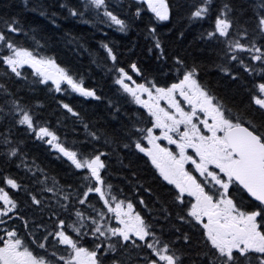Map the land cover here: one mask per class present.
Here are the masks:
<instances>
[{
  "label": "snow or ice",
  "instance_id": "6c2138e0",
  "mask_svg": "<svg viewBox=\"0 0 264 264\" xmlns=\"http://www.w3.org/2000/svg\"><path fill=\"white\" fill-rule=\"evenodd\" d=\"M58 7L99 30L114 26L126 33L131 27L110 0H75ZM131 7L132 22L147 13L154 17L146 25L153 42L148 52L167 66V78L161 81L152 74L159 68H142L135 61L116 67L114 47L101 43L113 64L114 84L140 106L111 139L91 130L80 112L57 99L85 131V138L71 145L67 133L61 139L37 111L43 104L36 91L101 97L49 54L35 30L31 36L24 33L29 46L9 38L23 31L15 19L0 30V65L23 82V89L15 91L0 84V264H264V11L248 28L230 17L232 9L224 4L201 35L220 45L215 67L236 94L246 97L237 104L201 80V64L179 55L169 58L157 35V24L170 20L167 0H135ZM211 16L212 0L190 6L189 20ZM56 19L53 12V25ZM20 129L57 159H66L76 179L62 183L35 158L29 161L27 141L16 135ZM102 138L121 163L120 153L143 154L151 182L136 179L133 185L141 211L109 182L110 153L96 146ZM14 168L24 170L27 182ZM141 190L155 197L156 215Z\"/></svg>",
  "mask_w": 264,
  "mask_h": 264
},
{
  "label": "trees",
  "instance_id": "16d2710c",
  "mask_svg": "<svg viewBox=\"0 0 264 264\" xmlns=\"http://www.w3.org/2000/svg\"><path fill=\"white\" fill-rule=\"evenodd\" d=\"M61 2L71 5L75 3V0H0V30L5 28V22L9 18L15 19L23 31L9 34V38L24 46H29L31 43L30 40H26L24 33L27 32L31 36L32 30H35L36 38L41 43H46L50 50L49 54H55L61 66L71 68L74 74L83 79L85 87L96 89L97 95L101 97L100 100H95L81 97L70 91L67 94L48 93L46 90L36 91L35 97L43 104V109H37V111H40L43 119L49 121L53 129L58 131L61 139H64L67 133V141L71 145L73 142L83 140L85 131L79 121L57 105V99H63L80 112L81 118L90 125L91 130H99L111 139L112 135L127 122L128 116L138 115L137 110L140 106L134 105L130 98H127L126 94L114 84L115 73L110 71L113 64L101 47V43H109L114 47L118 56L116 67L127 68L131 62L135 61L142 68L150 70L159 68V73L153 71L152 74L158 75L163 81L167 78V66L156 61L155 52L152 54L148 52L153 42L146 31V25L150 20H154V17L151 13H147L132 22L131 13L135 11V8L131 6L134 5L135 0H110L112 10L121 19L130 21L131 27L126 33L120 32L114 26H105L99 30L78 19L68 17L67 10H61L58 7ZM196 2L197 0H167L170 6V20L157 24V35L162 46L169 58L179 55L190 63L194 61L201 64V80L219 95L237 104L242 99L246 102V97L242 93L236 94L228 79L215 67V64L219 62L215 49L220 45L214 41L202 39L201 35L211 29L215 14L224 4H228L232 9L229 13L230 17L237 18L248 28L254 27L256 15L264 11L260 7L264 0H212V16L209 19L189 20L190 6ZM42 11L47 14L41 15ZM53 12L57 14L55 25L51 23ZM71 37H75L76 41L70 42ZM77 43L80 47H77ZM29 72L30 69L25 67V75ZM29 80H31L30 75ZM0 84L7 85L13 91L18 88L23 89V82L6 74V66L3 65H0ZM25 92L27 89H24L21 94ZM29 95L32 94L29 93ZM16 135L27 141L24 151L28 154L29 161L35 158L37 164L45 168L49 175L60 178L62 183L76 179L66 159H57L54 151L27 137L23 129L16 132ZM96 146L110 153L109 158L106 159L109 165V182L117 190L123 189L124 195L131 198L137 210L141 211L143 206L138 204V196L133 185L136 179H140L141 182H151V171L145 164L143 154L137 156L127 152L120 153L119 156L123 160L121 163L117 155L111 152V147H104L103 138ZM129 165H131L130 168ZM13 171L27 182V174L22 168H14ZM133 171L137 172V177L132 176ZM152 187L155 190L156 185ZM139 195L143 196L149 208L154 209L152 215H156L155 209L158 206L153 204L155 197L143 190ZM20 199H23V194ZM146 213L147 210L142 211V214ZM177 246L181 247L179 244ZM186 264H188L187 261Z\"/></svg>",
  "mask_w": 264,
  "mask_h": 264
},
{
  "label": "flooded vegetation",
  "instance_id": "af4514ba",
  "mask_svg": "<svg viewBox=\"0 0 264 264\" xmlns=\"http://www.w3.org/2000/svg\"><path fill=\"white\" fill-rule=\"evenodd\" d=\"M166 143V142H165Z\"/></svg>",
  "mask_w": 264,
  "mask_h": 264
}]
</instances>
